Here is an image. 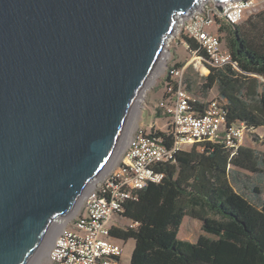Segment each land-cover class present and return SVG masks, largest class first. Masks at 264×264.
I'll use <instances>...</instances> for the list:
<instances>
[{"label": "water", "instance_id": "obj_1", "mask_svg": "<svg viewBox=\"0 0 264 264\" xmlns=\"http://www.w3.org/2000/svg\"><path fill=\"white\" fill-rule=\"evenodd\" d=\"M210 4L0 0V264H29L110 169L179 24Z\"/></svg>", "mask_w": 264, "mask_h": 264}, {"label": "trees", "instance_id": "obj_2", "mask_svg": "<svg viewBox=\"0 0 264 264\" xmlns=\"http://www.w3.org/2000/svg\"><path fill=\"white\" fill-rule=\"evenodd\" d=\"M218 29L239 71L208 64L201 99L193 108L203 112L219 83L226 127L264 129V15L244 25L219 20ZM182 36L191 55L208 60L199 43ZM175 84L168 73L166 87ZM186 87L194 91L193 84ZM148 133L166 136L158 130ZM155 171L163 181L149 183L124 206V218L137 226L111 232L124 244L134 241L130 264H264V151L240 146L234 152L224 144L204 143L180 152L175 163L157 164ZM186 217L200 221L203 232L214 238L180 239Z\"/></svg>", "mask_w": 264, "mask_h": 264}, {"label": "built area", "instance_id": "obj_3", "mask_svg": "<svg viewBox=\"0 0 264 264\" xmlns=\"http://www.w3.org/2000/svg\"><path fill=\"white\" fill-rule=\"evenodd\" d=\"M256 0L226 1L219 11L215 3L202 7L205 16L188 18L182 31L195 40L206 53L204 61L193 53V60L213 68L232 67L239 71L231 50L219 36L207 31L219 20L239 25L251 12ZM181 24H179L180 26ZM187 48H188V44ZM193 62L182 68H171L176 81L168 85L159 109L168 117L170 129L166 136L151 135L138 129L128 140L125 152L116 165L94 181L82 203L84 211L75 214L57 235L49 252L51 264H123L125 244L112 237V229L124 218V206L138 199V192L149 183L159 184L164 175L155 171L157 164L175 163L180 152L191 151L204 143L224 144L236 151L245 138L243 125L226 127V118L218 99L211 100L203 112H197V102L185 85V73ZM208 72V68L203 66ZM73 225L70 227V225ZM137 226V224H130Z\"/></svg>", "mask_w": 264, "mask_h": 264}, {"label": "rangeland", "instance_id": "obj_4", "mask_svg": "<svg viewBox=\"0 0 264 264\" xmlns=\"http://www.w3.org/2000/svg\"><path fill=\"white\" fill-rule=\"evenodd\" d=\"M256 7L246 14L243 21L239 25H244L247 21L251 18H255L261 13L264 15V0H256ZM183 25H180L178 28L177 38L170 41L168 43V61L165 73H159L157 87L146 89L145 91V101H140V105L144 112V115H139L137 119L132 123V125L128 129L127 139L125 141L126 144H123V147L120 148L119 153L114 160L112 167L117 164L118 159L121 155L125 152L127 148L128 140L133 136V134L140 128L150 132L151 130H158L166 132L170 129V123L168 117L163 113V111L159 110V104L161 103L162 99L165 95V80L168 77V73L171 68L175 67L178 64L183 65V67L187 66L190 62H193L188 67L185 73V85L186 84H193V92L190 94L195 98L197 101L201 99V86L204 82V77L209 75V71L207 72L203 66L207 67L208 64L204 63L200 65L197 60H193V55L187 50V42L182 35H185V32L182 31ZM209 33L216 34L220 37L223 42L225 41V34L219 33V29L216 24L211 27L207 28ZM226 45V43H224ZM264 80V79H263ZM221 91V85L218 83L214 90L211 92L207 101L215 100L218 98L219 93ZM160 116V117H159ZM159 117V118H158ZM242 146L253 147L255 149H259L264 151V129L259 131L253 132H246L245 138L242 142ZM111 167V168H112ZM97 180V179H96ZM84 211V205L82 201L80 204L76 206L72 215L66 219L65 223H68L69 220L75 216V214L82 213ZM66 225V224H64ZM73 225L71 224L70 227ZM128 222L122 220L119 223L120 228L127 229ZM60 229L58 232L55 233V238L59 234ZM208 236L214 238L210 235H206L202 230V223L194 220L190 217H186L184 219V223L181 227L180 239H184L193 243H196L200 237ZM54 238V239H55ZM54 241V240H53ZM51 250V245L46 247L44 255L38 259V264H51L49 261V252ZM134 250V241H128L125 243V252L122 259L123 264H130L131 256Z\"/></svg>", "mask_w": 264, "mask_h": 264}, {"label": "bare ground", "instance_id": "obj_5", "mask_svg": "<svg viewBox=\"0 0 264 264\" xmlns=\"http://www.w3.org/2000/svg\"><path fill=\"white\" fill-rule=\"evenodd\" d=\"M129 129V128H128ZM127 134H128V130L126 131V135H125V137L123 138V141H122V144H121V147H123V144H126L125 143V141H126V139H127ZM120 147V148H121ZM120 150V149H119ZM111 166V165H110ZM112 167V166H111ZM110 167V168H111ZM100 178V177H99ZM98 178V179H99ZM94 181L95 180H93V182L90 184V186H89V189L93 186V184H94ZM86 195V193H84L83 194V196L80 198V200L78 201V205L80 204V202L83 200V198H84V196ZM77 206V205H76ZM76 206H75V208H76ZM75 208H74V210H75ZM74 210H72V212L70 213V214H68L66 217H61V218H57L56 219V221L54 222V224L52 225V227L50 228V231L48 232V235H47V237H46V239H45V242H44V244L42 245V247L38 250V252H37V254L34 256V258L32 259V261L29 263V264H38V259L39 258H41L43 255H44V253H45V250H46V247L47 246H50L51 245V247H52V245H53V243H54V241H55V233L56 232H58V229H60L61 230V228L64 226V224H66L65 222H66V219H68L71 215H72V213L74 212ZM59 230V231H60ZM55 238V239H54ZM54 240V241H53Z\"/></svg>", "mask_w": 264, "mask_h": 264}, {"label": "crops", "instance_id": "obj_6", "mask_svg": "<svg viewBox=\"0 0 264 264\" xmlns=\"http://www.w3.org/2000/svg\"><path fill=\"white\" fill-rule=\"evenodd\" d=\"M259 130H261V129H259ZM259 130H256V131H259ZM251 147V146H250ZM251 148H253V147H251ZM198 221V220H197ZM200 222V221H199ZM184 223V222H183ZM180 235V234H179ZM182 240H184V239H182ZM193 243V242H192Z\"/></svg>", "mask_w": 264, "mask_h": 264}]
</instances>
